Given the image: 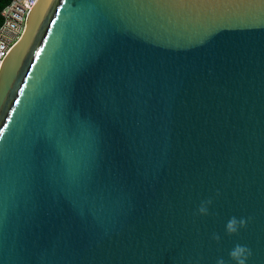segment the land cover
<instances>
[{
	"label": "water",
	"instance_id": "1",
	"mask_svg": "<svg viewBox=\"0 0 264 264\" xmlns=\"http://www.w3.org/2000/svg\"><path fill=\"white\" fill-rule=\"evenodd\" d=\"M238 243L264 264V0H36L0 66V264Z\"/></svg>",
	"mask_w": 264,
	"mask_h": 264
},
{
	"label": "built area",
	"instance_id": "2",
	"mask_svg": "<svg viewBox=\"0 0 264 264\" xmlns=\"http://www.w3.org/2000/svg\"><path fill=\"white\" fill-rule=\"evenodd\" d=\"M36 0H9L0 10V66L19 39Z\"/></svg>",
	"mask_w": 264,
	"mask_h": 264
},
{
	"label": "clouds",
	"instance_id": "3",
	"mask_svg": "<svg viewBox=\"0 0 264 264\" xmlns=\"http://www.w3.org/2000/svg\"><path fill=\"white\" fill-rule=\"evenodd\" d=\"M219 195V192H217ZM212 199H207L201 202L197 209V214L199 215H209V206L212 204ZM248 221L244 218H237L232 216L229 218L225 225V232L227 235H235L238 234L241 228H245L247 226ZM212 239L217 243L220 242L221 237L219 234L214 233L212 235ZM230 261L234 262V264H247L248 258L252 255L251 249L246 245L236 244L229 252ZM217 264H226V261L223 258H219L217 260Z\"/></svg>",
	"mask_w": 264,
	"mask_h": 264
},
{
	"label": "trees",
	"instance_id": "4",
	"mask_svg": "<svg viewBox=\"0 0 264 264\" xmlns=\"http://www.w3.org/2000/svg\"><path fill=\"white\" fill-rule=\"evenodd\" d=\"M9 0H0V10L1 8L8 3Z\"/></svg>",
	"mask_w": 264,
	"mask_h": 264
}]
</instances>
